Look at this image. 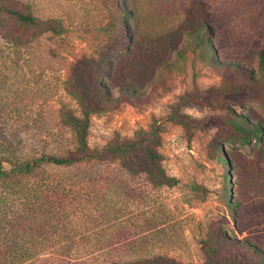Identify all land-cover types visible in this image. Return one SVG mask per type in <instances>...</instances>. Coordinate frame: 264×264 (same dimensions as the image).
Returning a JSON list of instances; mask_svg holds the SVG:
<instances>
[{
  "label": "rangeland",
  "instance_id": "obj_1",
  "mask_svg": "<svg viewBox=\"0 0 264 264\" xmlns=\"http://www.w3.org/2000/svg\"><path fill=\"white\" fill-rule=\"evenodd\" d=\"M12 1L18 11H30L60 32L17 24L0 13V132L21 137L29 157L62 155L76 142L59 110L82 117L68 86L100 92L96 79L111 71L130 43L123 33L116 42L118 16L109 0ZM121 2L127 35L134 32L147 41L162 35L167 50L151 80L132 94H120L107 78L101 80L112 100L91 104L87 142L100 149L115 137L127 140L138 130H154L162 166L178 183L154 188L145 178H129L103 162L40 170L36 179L63 185L55 192L62 206H47L52 214L42 218V231L33 227V236L25 237L39 257L23 264L43 259L47 264H109L139 255L212 264V231L264 244V203L260 200V210L253 212L247 184L250 160L264 144H244L227 121L264 125V0ZM203 23L212 29L204 42L197 32L173 31L203 28ZM238 200L245 216L237 224L232 209ZM61 243L82 258L53 252Z\"/></svg>",
  "mask_w": 264,
  "mask_h": 264
},
{
  "label": "trees",
  "instance_id": "obj_2",
  "mask_svg": "<svg viewBox=\"0 0 264 264\" xmlns=\"http://www.w3.org/2000/svg\"><path fill=\"white\" fill-rule=\"evenodd\" d=\"M114 6L118 18L116 26V42L118 36L123 33V37L128 39L130 45L124 47L126 54L111 64V71L105 73L103 77L96 79V86L100 92L86 93L75 91L68 86L70 92L81 104L82 117L74 115L65 108L59 110L61 121L68 125L74 133L76 146L72 151H66L62 155L41 153L38 156H27L22 150L24 146L22 138H9L8 135L0 132V264H23L39 257L28 249L26 236H33V227L44 228L45 219L51 216L47 206H54V203L62 206L58 201L55 192L60 190L57 182L49 179H36L39 171L46 168L66 169L74 168L81 164L108 163L114 166L115 172H121L129 178H145L154 188L170 187L178 183L176 177L168 175L164 170L161 157L156 148L154 130H138L132 139H120L115 137L106 143L102 148H90L87 142L89 117L93 112L91 104L97 99L105 101L112 100V94L101 80L107 78L110 86L119 88L120 94H132L139 86L147 84L154 72V69L163 61V53L167 50L162 35L156 39H147L141 35L137 37L135 33L127 35L129 27L123 19V2L121 0H109ZM122 3V4H121ZM0 13L7 16L9 21L17 24L32 27L38 30H51L59 33V30L47 25L38 17L29 12L18 11L12 0L0 2ZM206 15V14H205ZM207 20V19H206ZM199 29L174 28L175 32H197L204 42L205 37L210 36L211 28L205 26ZM209 34V35H208ZM10 35V31L6 33ZM15 38V37H14ZM16 39H14L15 41ZM173 39L165 44H172ZM16 42V41H15ZM206 51L211 50V45L206 43ZM261 68L264 73V54H261ZM101 68V65L99 66ZM263 89H264V79ZM123 89V90H122ZM123 95V96H127ZM236 119V118H235ZM228 124L237 133L239 139L244 144L260 142L264 144V125L260 122L250 123L242 118L232 120L227 119ZM18 129H14L17 132ZM19 134V132H18ZM248 166L247 184L251 188V205L253 212L260 210L261 202L264 203V150L255 149L254 156ZM263 174V180L259 183V174ZM56 199V201H55ZM242 200H238L236 208L232 209V218L238 224L243 219L244 207ZM232 206H235L232 205ZM264 207V206H263ZM63 208V207H62ZM38 223V224H37ZM40 223V224H39ZM29 232V233H28ZM208 249L211 250L212 264H264V244L257 238L243 237L241 240H230L226 234L214 232L209 235ZM56 248V245H54ZM58 255L68 259H78L81 256L73 255L72 249L66 245H59L53 249ZM165 262L170 261L175 264V259L165 255L137 256L132 259H115L109 264H144L147 261ZM46 259L40 264H47ZM65 264V263H57ZM68 264V263H66ZM78 264H84L79 262Z\"/></svg>",
  "mask_w": 264,
  "mask_h": 264
}]
</instances>
